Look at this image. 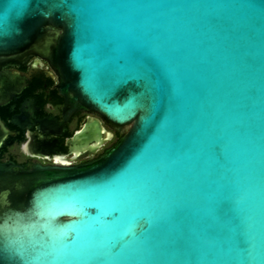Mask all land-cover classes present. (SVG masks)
<instances>
[{"label":"water","instance_id":"95a60500","mask_svg":"<svg viewBox=\"0 0 264 264\" xmlns=\"http://www.w3.org/2000/svg\"><path fill=\"white\" fill-rule=\"evenodd\" d=\"M48 30L120 139L13 195L0 168V264H264V0H0V60Z\"/></svg>","mask_w":264,"mask_h":264},{"label":"flooded vegetation","instance_id":"af4514ba","mask_svg":"<svg viewBox=\"0 0 264 264\" xmlns=\"http://www.w3.org/2000/svg\"><path fill=\"white\" fill-rule=\"evenodd\" d=\"M55 33L25 52L0 60V168L12 195L38 186L42 171L77 170L98 162L119 134L74 95L51 52Z\"/></svg>","mask_w":264,"mask_h":264},{"label":"snow or ice","instance_id":"6c2138e0","mask_svg":"<svg viewBox=\"0 0 264 264\" xmlns=\"http://www.w3.org/2000/svg\"><path fill=\"white\" fill-rule=\"evenodd\" d=\"M12 225L7 220L0 223V240L7 239L8 232L11 230Z\"/></svg>","mask_w":264,"mask_h":264}]
</instances>
